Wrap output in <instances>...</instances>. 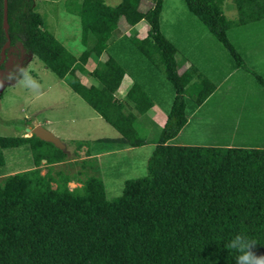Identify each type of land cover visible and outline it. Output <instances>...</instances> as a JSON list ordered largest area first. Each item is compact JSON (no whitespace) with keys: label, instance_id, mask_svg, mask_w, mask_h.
<instances>
[{"label":"trees","instance_id":"16d2710c","mask_svg":"<svg viewBox=\"0 0 264 264\" xmlns=\"http://www.w3.org/2000/svg\"><path fill=\"white\" fill-rule=\"evenodd\" d=\"M32 1L6 0L9 45L0 74L5 75L15 59L18 66L12 71L36 57L120 134L119 142L143 145L148 139L138 136L131 110L142 114L150 108L151 92L131 86L126 94L134 101L131 108L112 95L123 68L111 55L100 70L92 71L96 86L80 82L74 63H84L91 51L94 59L108 52L120 17L129 26L145 20L147 33L135 47L141 50L150 43L158 49L173 98L152 141L145 174L124 179L115 197L106 196L102 180L93 176L70 189L69 176L53 173L50 167L44 173L31 168L7 174L0 184V264H236L227 243L238 233L255 239L254 252L264 254V148L170 142L212 86L192 67L177 73L176 49L159 30L162 0H153L143 12L138 0L113 5L81 0L80 42L85 44L87 35L95 41L77 57L46 30ZM223 1L183 0L190 14L239 62L225 31L264 17V0H231L234 20L222 14ZM1 20L2 0L0 47L5 41ZM8 77L5 80L12 81ZM192 78L200 86L197 91L186 87ZM24 145L33 167L41 159L46 164L67 159L63 150L33 134L0 135V166L7 149Z\"/></svg>","mask_w":264,"mask_h":264},{"label":"rangeland","instance_id":"374dc122","mask_svg":"<svg viewBox=\"0 0 264 264\" xmlns=\"http://www.w3.org/2000/svg\"><path fill=\"white\" fill-rule=\"evenodd\" d=\"M118 1L119 0H106L107 3L111 4ZM32 2V9L38 11L39 14L42 15L46 30L52 33L54 38L61 45H64L66 50H74L75 53L80 50V45H84L80 43V23L78 16L81 0H33ZM152 4L153 0H138L137 6L138 9L143 12L152 6ZM235 12H229L230 14L227 19L234 20L236 18ZM159 22L163 35L170 40L176 49V54L178 53L177 61H181L185 58L183 61L187 59L189 62L194 63L195 66L196 62L200 68L209 75L211 73V67L209 65L212 62H219L220 68L225 61L229 63L233 62V59L229 57V54L223 46L208 33L196 17L188 12L184 7L183 0H164L161 12L159 13ZM117 26L118 28L123 26L122 17L118 19ZM213 40L214 43H212ZM231 42L233 43L234 40L232 39ZM201 55L205 56L200 57ZM12 63L13 65L10 66V69L6 70L7 72L4 71L6 72L5 75L0 74V81H3V86H0V95L1 97H3V94L4 96L7 95V98H3L0 102V107H2L0 113L6 117L14 116V118H17L20 117L18 99L23 101L24 99H21L22 97L26 100H28V97L27 90H25V87L21 83L20 75L17 79H12V81L5 80V77H8L11 72H14L12 70L18 66L17 59H15L14 62L12 61L11 64ZM26 65L22 68L24 71H26ZM36 68L39 78H36L35 88L39 91L41 88L45 90L46 86H49L46 96L51 103H49L50 106L47 107L51 111V117L60 118L59 121L54 124V133L63 143L68 142L67 139H74V137L80 136L92 138L97 136L111 137L114 135L107 129L109 128L107 126L106 129H102L103 132L97 131V133H95L94 130H91L88 125L90 121H87V117L89 116L88 112L91 111V108L87 106L77 94L72 93L64 81L57 82L54 80L55 76L40 65ZM222 70L223 68H221V71ZM76 72L77 71H75V75L80 77L81 73L78 74ZM201 73H199L200 77L206 79L203 73ZM209 77L210 81L217 79V77L212 76V74ZM154 81L155 82L152 84L140 82L138 85V89H141L144 93L148 92L149 89L151 93L148 94H152L154 99L152 102L153 106L145 111L143 114L144 116L140 115L136 117V119L134 118L137 134L141 138L148 139L147 144L142 147H136L134 150L121 155L124 159L123 161H117V169L114 170L117 174H120L119 178L112 184V181H103L106 196L108 197H115L119 194L122 188L121 183H123L124 179L139 177L145 174L146 160L153 147L152 141L156 140L160 131V127H156L155 124L158 121H163L173 98V88L168 81H166L164 76L159 74L157 78H154ZM250 85V81L242 80V84L239 88L234 87L229 91L224 90L218 94L216 93L213 98L209 99L205 104L195 110L190 121L183 127L176 141H183V143L192 145L227 142L230 129L234 127H236V129L238 128L237 133L232 134V138L236 139L242 135L246 136L244 134L240 135L239 133L243 132L247 125H263L264 96L262 98L258 97L255 101L251 98L249 107H240V104L249 98L247 96V91ZM32 89L34 90V88ZM32 89L29 88V90ZM262 94L264 95V93ZM140 96L142 97V94ZM44 98V96H41L39 100H44ZM12 104L14 105L12 106ZM35 107H37V105H35ZM250 112L252 114H250ZM14 121L16 124H20L22 127L24 126L23 122L18 121V119ZM1 123L4 122L0 121V124ZM6 124L7 123H4L2 125ZM15 132L16 134L13 135L18 136V132ZM0 135L7 136L10 134L7 131H0ZM254 136L260 138L264 135L262 133L253 135V137ZM241 140L245 142L243 138ZM170 142L173 141L171 140ZM105 146L110 148L114 145L105 144ZM25 147L26 145L7 149L3 153L5 162L3 166H0V184L7 174L20 172L25 166L27 167L25 161L26 159L29 160V156L27 154L28 151H23V149L26 150ZM68 164L70 165L66 166ZM52 168L53 173L61 170L63 174L70 175L71 180L74 181L67 184L70 189H74V187L77 186L75 178L78 179L79 182H82V180L87 177L77 174V170L80 168L76 160L58 164L52 166ZM38 169L43 173L46 168L45 166H40Z\"/></svg>","mask_w":264,"mask_h":264},{"label":"crops","instance_id":"0c3cea01","mask_svg":"<svg viewBox=\"0 0 264 264\" xmlns=\"http://www.w3.org/2000/svg\"><path fill=\"white\" fill-rule=\"evenodd\" d=\"M163 1L164 0H162V3ZM107 4L113 5L111 3H107ZM231 11H234V12L236 11L231 0H224V2L222 3V14L227 18L229 17V14H230L229 12ZM203 27L208 31V33H210L209 30L204 25ZM147 30H148V25L145 22V20H140L131 26L126 25L123 21V26L121 28H118L117 26L116 29L112 32L111 41L110 43H108L106 47V50H108V52L102 51L96 57V59H94L92 51H91V53L87 56L84 63L79 64L78 61L74 63L75 71H77L76 73L78 74L81 73L80 77H78L80 82L83 84H90V85L96 86L98 84V81L92 75V71L100 70L103 66V62L106 59V57L108 55H111L114 58V60L123 68V75L120 80V83L118 84L116 89L113 91L112 95L119 102L125 104L126 106H131V108H133L134 101L131 100L126 95L129 88L131 86H136L138 88V85L140 84V82L142 83L146 82L148 84H152L153 82H155L154 78H157V75L161 74L163 76L164 74L160 53L153 44L146 43L142 47L141 50H137V48L135 47L136 41L145 37ZM159 30L161 31L160 25H159ZM225 35H226L228 42L232 46L236 57L239 58V62L235 61L234 60L235 58H233V56L223 47L226 50V52L229 54V57L233 59V62L229 63L228 61L227 62L225 61L223 66L221 67L223 68L222 71H221L219 62H216V63L212 62L209 65L211 67V73L209 75L202 68H200V66L196 62H195L196 64L195 66L194 63L189 62V60L187 59L186 61H183L185 60V58L181 61H177L178 53L177 54L175 53L176 56L174 55L175 62L177 64L176 66L177 73H181L182 71L187 70L188 68L192 67L198 73L202 72L203 75L206 77V81L212 86V91L204 98L201 104L196 105L194 111L189 113V115L187 116V122L184 124V126L188 124L195 110H197L200 106L205 104L209 99L213 98L216 95V93L218 94L224 90L229 91L233 89L234 87L239 88L242 84V80L250 81L251 85L249 86L248 91H247V96L249 98H247L245 102L241 103L240 107H249L251 98H253V100L255 101L258 99V97L262 98L264 96L262 94L264 93V17H261L254 21L246 22L241 25L230 27L225 31ZM232 39L234 40L233 43L231 42ZM215 40L219 42L216 38ZM94 41L95 39L93 36L87 35L85 39V44L82 46L80 45L79 47L80 50H78L76 53L74 52V50L73 51L67 50V51L74 57H77L83 50H91V48L94 46ZM212 43H214V40ZM62 46L64 47V45ZM203 56L205 55H201L200 57H203ZM27 62L28 63L25 69H26V72H28L30 76L33 78V84L31 86V89L34 88V90L33 89L29 90V88L25 87V90H27L28 100H26L24 97L21 98V99H24L23 101L18 99L20 117H17V118H14V116L6 117L5 115L0 113V121L7 123L6 125H2L4 123L0 124V131L2 132L7 131L12 136H15L13 134H16L15 131H17L18 136L25 137V136L30 135L28 128L34 124H38L41 127L45 128L46 130L50 131L55 136L54 124L57 121H59L60 118H54L50 116L51 111L47 106H50L49 103L51 102H49L46 96L49 86H46L45 90L41 88L39 91L36 90L35 88V85H36L35 81L37 80L36 78H39L37 76L36 67H38V65H40L41 67L43 66L41 62L36 57H33V56L29 57ZM48 72L51 73L50 71ZM211 74L212 76H216L217 79L210 81L209 76H211ZM258 78H260V80H262L263 83H261ZM54 80H56L57 82L64 81L63 79H60L56 76ZM195 83H196V80L192 78L188 81V83L186 84V87L194 91H197L200 88V86L195 85ZM67 87L70 89L68 85ZM72 93L74 92L72 91ZM2 96L3 97H1L0 95V102L3 100V98L4 99L7 98V95L4 96L3 94ZM41 96H44L45 98L44 100L40 101L39 97ZM72 101L74 102L73 98H72ZM82 101L87 106H89L83 99ZM13 105L14 104H12V106ZM35 105H37V107H35ZM150 106L152 107L153 103ZM1 108L2 107H0V112H1ZM131 112L134 115L135 119L136 117H139L140 115L144 116L143 114L145 113L144 112L140 114L133 109L131 110ZM263 112H264V104H263ZM88 113H89V116L87 117V121H90L88 122V125L91 130H94L95 133H97V131L103 132L102 129H106L107 127H109L107 129H109V131H111L114 135H112L111 137L97 136V137H92V138L80 136V137H74V139H67L68 142H65V143H63L62 140H60V138L56 136L59 139V141L63 144V147H64L63 151L66 153L67 159L60 161V162L51 163V164H46L45 160L41 159L39 165L37 167H33L31 155L29 151L27 149L26 150L23 149V151L25 152L28 151L27 154L29 156V160L26 159L25 161V165H27V167L25 166L23 170H28L31 168L38 169V167L40 166H45V168L47 169L49 167L52 168V166H56L58 164H64V163H68V161L76 160L78 161V165L80 168L79 170H77L78 175H83L87 177L93 176V177L99 178L100 180H102V182L109 180V181H112L111 184L117 178H119L120 174H117V172L114 170L117 169L116 168L117 161L118 160L123 161L124 159L121 155L134 150L136 147H142L143 145L147 143L140 145V146L133 147L126 143L119 142L118 138L120 134L109 123H107L92 108H91V111H89ZM250 114L252 113L250 112ZM253 117H256V116H253ZM16 119H18V121L20 122H23L24 126L22 127L20 124H16L14 121ZM164 120H165V117L163 121H158L155 124V126L162 127ZM137 122H136V125H137ZM252 123H255V122H252ZM184 126H182V128L178 131L176 136L173 139H171L173 143L188 144V143H183V141H178V140L176 141V139L180 135V132L182 131ZM263 130H264V123L261 126L259 125L257 126V124L254 126L247 125L244 131L239 133L240 135L244 134L246 136L242 135L243 137L241 136L235 139V138H232V134H236L238 131V128L236 129V127H234L230 129V134L227 137L228 138L227 142H219V143H211V144H201L200 143L199 145L264 148V136L260 138H257V136L253 137V135H256V134L263 133L264 135ZM242 138L245 142H242L241 140ZM105 144H113L114 146L108 148L105 146ZM69 165L70 164L66 166H69ZM60 172L62 173L61 170ZM69 178H70V175H69ZM75 180H76L75 182L76 185L79 186L80 182L76 178ZM71 182H74V181L71 180L70 178L67 184Z\"/></svg>","mask_w":264,"mask_h":264},{"label":"clouds","instance_id":"9594fccd","mask_svg":"<svg viewBox=\"0 0 264 264\" xmlns=\"http://www.w3.org/2000/svg\"><path fill=\"white\" fill-rule=\"evenodd\" d=\"M16 73H19L23 86L31 88L33 78L21 68H17L14 72H11L8 78L15 79ZM0 86H3V81H0ZM256 244L255 239L244 233H238L228 241L227 248L236 254V264H264V254L258 255L253 250Z\"/></svg>","mask_w":264,"mask_h":264},{"label":"water","instance_id":"95a60500","mask_svg":"<svg viewBox=\"0 0 264 264\" xmlns=\"http://www.w3.org/2000/svg\"><path fill=\"white\" fill-rule=\"evenodd\" d=\"M1 26L2 30L5 35V41L0 47V64L2 63L4 59V52L5 49L9 45V38L7 35V22H6V0H2V20H1ZM29 132L39 138L40 140H43L45 142L51 143L54 147L63 150V144L59 141V139L54 136L50 131L46 130L45 128L41 127L38 124H34L32 127L28 128Z\"/></svg>","mask_w":264,"mask_h":264}]
</instances>
